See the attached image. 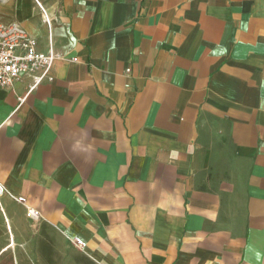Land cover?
<instances>
[{"label": "crops", "instance_id": "1", "mask_svg": "<svg viewBox=\"0 0 264 264\" xmlns=\"http://www.w3.org/2000/svg\"><path fill=\"white\" fill-rule=\"evenodd\" d=\"M0 20L58 55L0 87V258L264 264V0H0Z\"/></svg>", "mask_w": 264, "mask_h": 264}, {"label": "built area", "instance_id": "2", "mask_svg": "<svg viewBox=\"0 0 264 264\" xmlns=\"http://www.w3.org/2000/svg\"><path fill=\"white\" fill-rule=\"evenodd\" d=\"M58 55L51 50L48 53L37 49V39L30 35L18 23L4 24L0 20V87L12 88L23 74L35 76L32 89L44 79L50 78V71ZM9 191L0 183V198ZM11 195V194H10ZM16 201L26 206V215L39 219L40 211L28 204L24 196L11 195ZM76 246L84 248L86 242L75 237L72 240Z\"/></svg>", "mask_w": 264, "mask_h": 264}, {"label": "rangeland", "instance_id": "3", "mask_svg": "<svg viewBox=\"0 0 264 264\" xmlns=\"http://www.w3.org/2000/svg\"><path fill=\"white\" fill-rule=\"evenodd\" d=\"M45 229L42 230V234H45L44 231ZM9 230L7 229L6 225H3L2 223H0V249L4 246L3 244L7 241V237L9 236ZM41 242V241H40ZM17 248L20 249V251H23V253L26 254L25 252V248H27V250H30L32 247H22V246H16ZM36 248L38 249V252H40L41 254L46 255L47 253H49V251L51 250L50 246L48 247L47 245H44V242H42V246H36ZM49 250V251H48ZM27 258L28 260H24V262L22 264H49L48 262L44 261L43 263H40L39 261H33L31 260V257L29 256V254ZM43 259V258H42ZM45 259V258H44ZM75 262V263H73ZM72 262V264H92L88 261H79V260H74ZM0 264H17L15 261V251L10 250L8 252H6L1 258H0Z\"/></svg>", "mask_w": 264, "mask_h": 264}]
</instances>
